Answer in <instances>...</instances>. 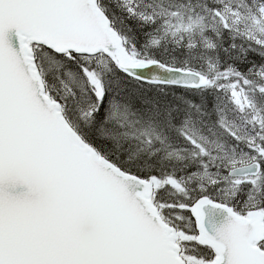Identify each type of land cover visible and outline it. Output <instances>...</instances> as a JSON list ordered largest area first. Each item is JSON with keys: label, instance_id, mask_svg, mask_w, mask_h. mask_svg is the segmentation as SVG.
<instances>
[{"label": "snow or ice", "instance_id": "obj_1", "mask_svg": "<svg viewBox=\"0 0 264 264\" xmlns=\"http://www.w3.org/2000/svg\"><path fill=\"white\" fill-rule=\"evenodd\" d=\"M0 264H264V0H0Z\"/></svg>", "mask_w": 264, "mask_h": 264}]
</instances>
